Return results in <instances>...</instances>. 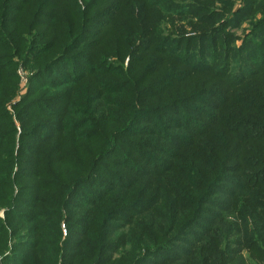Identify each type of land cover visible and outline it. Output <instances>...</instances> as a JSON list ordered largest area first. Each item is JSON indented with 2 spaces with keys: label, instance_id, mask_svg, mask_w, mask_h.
<instances>
[{
  "label": "trees",
  "instance_id": "1",
  "mask_svg": "<svg viewBox=\"0 0 264 264\" xmlns=\"http://www.w3.org/2000/svg\"><path fill=\"white\" fill-rule=\"evenodd\" d=\"M162 1L168 4L178 2ZM96 2L54 0L49 3V21L39 24L50 26L40 36L41 46H44L38 55L40 60L30 57L24 62L35 73L28 78V91L15 105V117L23 127L27 126L24 136L32 144L29 154L35 158L32 176L35 179L46 178V184L18 182L20 192L14 194L13 184L20 177L16 172L12 178L10 148H0V208L5 207V224L0 218V264H112L109 254L131 243L123 235H109L111 218L121 211L128 212L126 208L130 205L123 204L127 201L128 191L148 177L159 178L161 182L168 177L176 180L168 199L174 204L177 219L182 216L179 210L182 205L178 201L185 200L189 208L184 209H188L187 214L194 217L195 212L202 210L199 203L204 200L210 203L207 200L215 195L227 198L223 209L225 214L240 219L239 225L235 220L229 221L227 226L217 231H224L218 243L213 237L216 232L210 236L216 244L203 240L201 247L196 248L191 256L193 262L216 264L217 256L224 248L233 240L235 244H240V236L244 234L247 244L253 246L258 262L264 264V132L260 138L256 135L249 146H240L237 154L231 157L229 149L237 142L236 137L225 132L218 138L219 145L213 143L220 133V117L227 105L212 101L219 97L222 102L221 93H224L229 108L237 110L241 104L240 96L250 98L257 111L255 117L251 115L250 122L264 131V56L261 70L257 68L258 77L240 86L239 81L233 83L232 79L239 74V70L241 76L249 74L250 62L246 61L250 58L249 45L245 48V61L235 63L234 59L228 60L233 49L225 41L221 43L222 54L209 55L207 46L217 48L216 32L210 34L209 44L206 42L201 46L200 55L194 50L192 37L183 40L168 38L165 43L160 40L159 48L163 51L155 66L157 69L150 75H144V67H125L122 62L128 52L134 58L130 45L136 35L134 31L123 29L118 39L111 34L110 41L118 44V49L109 53L102 48L96 50L99 46L95 43L97 37L93 35L91 25H104L97 23L99 16L111 13L115 0L105 2L100 9L93 11ZM153 2L132 0V8L140 14L132 23L138 32L147 26V19H156L144 15L150 12L157 16L160 5ZM193 2L195 6L200 5L196 0ZM7 10L15 12L12 24L16 33L7 31L4 36L13 45L19 46V52L29 50L33 53L32 46L36 41L32 42L31 30L37 26H26L23 19L16 17L21 14L17 0H0V12ZM5 28L1 27L2 30ZM154 48L152 45L142 48L138 62L146 63ZM88 51L91 53L85 58ZM74 52H81L80 60H87L84 63L87 64L80 70L66 65L60 72L55 71V66L61 62H70L67 57ZM221 57L223 61H220ZM103 61L102 67L110 64L104 71L99 66ZM36 73L38 75L35 76ZM97 75L106 78L101 79ZM40 79L45 81L43 86L47 88L42 89V95H36L37 90L32 85ZM6 84V78L0 71L2 110L9 99ZM206 106H217L218 117H210ZM87 114L91 116L90 121L83 119ZM38 118L39 121H36ZM209 118L212 121L205 127ZM234 119L247 126L250 123L244 121L240 114ZM85 126L87 131L80 130ZM47 127L52 128L53 134L37 138V129ZM61 135L72 137L78 154L73 159L76 175L69 178L62 173L63 180L59 178L60 173L53 169L56 165L44 171L50 150L40 147L57 141ZM3 136L0 133V144L12 143L11 140L2 141ZM244 149L248 150V155L242 157ZM57 153L61 158L68 151L64 152L61 147ZM228 158L257 159L250 164L254 168L252 172L243 173L245 178L239 176L232 182L225 177L230 171ZM162 161L165 162L163 165ZM179 170L180 174L176 175ZM234 172L239 171L235 169ZM223 180L233 184L234 191L224 193L219 187ZM247 180H252L250 185ZM89 183H93L96 189L82 192L83 185ZM159 187L160 183H155L150 190L157 193ZM78 192L81 194L75 195ZM37 194L41 197H35ZM158 198L161 203L166 201L162 191ZM66 210H70L68 215ZM61 222H64L65 232ZM139 249L141 247L136 243L132 244L121 257L122 261L126 260L124 264H139V256L136 255ZM225 260L220 258L219 264H224Z\"/></svg>",
  "mask_w": 264,
  "mask_h": 264
},
{
  "label": "rangeland",
  "instance_id": "2",
  "mask_svg": "<svg viewBox=\"0 0 264 264\" xmlns=\"http://www.w3.org/2000/svg\"><path fill=\"white\" fill-rule=\"evenodd\" d=\"M53 1L54 0H37L34 2V0H17V4L21 8V14L16 17L23 19L26 26H37L31 30L33 35L32 42L36 41L32 46L34 49L33 53H29V50L27 52H19V49H17L19 46L13 45L11 41L4 36L7 31L16 33V28L14 24H12V21L15 19V12L11 10L0 12V71L6 78V86L9 95L8 101L4 103V110L0 108V117L3 118L0 120V133L4 135L1 138L2 141H12L11 144H0V148L3 146L10 148L11 154L9 157H11L12 160V178L16 172H18L20 177L18 181L13 184L14 194L20 192L21 187L18 189V182L46 184L44 181L46 178L35 179L32 176L35 159L29 154L31 153L30 149L32 144L27 141L24 136V130L27 126L23 127L20 120H17L15 117V112L17 111L15 105L22 100L21 97L28 91V78L35 73V71L27 65L28 63L24 62L30 57H36L40 60L38 55L44 49V46H41L43 42H41L40 36L44 29H48L50 26H39V24L49 21L51 8H48V5ZM96 1L97 6L93 11L100 9L101 5L112 0H104V2L103 0ZM153 1L155 4L158 3L160 5L156 12L157 16H154L150 12L144 13V15L147 14L148 17H155L156 19H147L149 21L147 26H144L141 32H138V28L132 23L139 18L140 14H138L136 8H132V0H115V6L112 12L106 16H99V22L97 23L104 25H91L93 35L97 37L95 43H98L99 46L96 50L102 48L106 49L109 53L118 49V44L110 41L111 34L118 39V37L122 35L123 29L132 30L136 33L134 41L130 44L134 53V58L128 52V54L123 56L122 62L125 67H144V75H150L157 69L155 68L157 61L162 57L161 52L163 50L159 48L160 40H162V43H165L168 38H179L183 40L192 37V40H194V50L197 54L199 51L200 55L201 46L206 42L209 44L210 34L216 32L214 35L216 37L215 45L217 48H214V46H207L209 55H212V53H215V56L222 54L221 43L225 41L227 45H231L233 49L228 60L234 59L236 60L235 63H242L245 61L243 57L247 54L245 48L248 45L250 46V51L248 52L250 58L246 59L247 62H250V72L249 74L244 73L243 76H241V70H239V74L232 79V82L236 83L239 81L240 86H242L258 77L259 70L257 68L260 69L262 66V57L264 56V51L262 53L260 52L264 49V0H196L200 3L199 6H195L193 0H177V3L169 4L162 0ZM79 3H81V1H79ZM98 14L100 15V13ZM1 27H6V30H2ZM114 29H116V31H113ZM149 45L155 46L156 48L149 54L146 63H139L137 59L143 53L140 52L142 51L141 49ZM81 52L69 54L67 59H71V61L61 62L60 65L55 66V71L60 72L61 68L66 65L75 70H80L81 66L87 64H84L87 60L84 62L80 60ZM89 53H91V51L86 53L85 58H87ZM220 61H223L222 57ZM103 63L104 61L100 62L99 66L102 67L101 65H103ZM109 66L110 64L108 66L104 65L102 67L103 71L108 69ZM36 75H38V73H36L35 76ZM50 76H52V74H50ZM96 77L101 79L106 78L102 75H97ZM110 77L112 78V76ZM44 83L45 81L40 79L36 85H32L35 90H37L36 95H42V89L47 88L43 86ZM221 95L223 99L222 102H220L219 97L212 100L213 103L227 105L224 114L220 117L222 120V124L219 127L220 133L214 139L213 143L219 145V142H217L218 138L225 132H227V134L229 133L232 137H236L237 142L229 149L230 156L233 157L239 151L240 146H249L250 143L254 142L253 139L256 135L260 138V135H262L264 131L255 128L250 122L251 115L253 114L255 117V113H257L255 105L252 106L250 98L240 96V108L234 110L229 108L226 95L224 93H221ZM216 107L217 106H206V111L209 113L210 117L212 115L218 117L219 112ZM259 110L260 108L258 111ZM238 114L242 115V118L245 119L244 121L247 120L250 122L248 126L246 123L241 124L240 122H236L234 118L235 115L237 116ZM90 117L91 116L87 114L83 119L90 121ZM39 119L40 118L36 121H39ZM211 121L212 118H209L205 122V127L208 126ZM10 127L12 128L11 130ZM87 129V126H85L80 130L87 131ZM235 132H237V134ZM52 134L53 130L51 127L44 129L38 128L36 131L37 138L48 137ZM71 139L72 137L70 136L61 135L58 136L57 141L45 143L40 146L44 148L47 147L46 150H50L47 153L49 161H45L44 171L56 165L57 167L53 169L57 173H60V175L62 173L66 174L69 178H72L73 174L76 175L73 168V159L78 156V154L76 153V146L72 143ZM235 145H237V147H234ZM61 147L64 152L68 151V153L60 158V154L57 153V151ZM247 149L242 151V157L248 155ZM254 159L257 158H228L227 163L230 171L225 177L232 182L239 176L242 179L245 178L246 176L242 174L252 172L254 168L250 166V164ZM164 163L165 162L162 161L161 165ZM235 169H238L239 172H234ZM179 174L180 170L176 175ZM59 178L63 180L62 175ZM174 181L176 183V180L172 177L164 178L162 182L159 178L148 177L145 178L140 185L134 186L132 190L128 191V195L126 196L127 201L123 202V204L130 205L129 207L124 206L128 207L126 208L128 212L121 211L120 214L111 218L109 235H123L131 244L127 243L123 248H120L118 252L109 254L113 259L112 264L115 262L124 264L126 260L122 261L121 257L124 252L135 243L141 247L139 252L136 253V255L139 256V264H180L184 261H186L187 264H200L193 262L191 256L196 248L201 247L203 240L207 239L211 244H216L220 239L219 237L224 232L221 230L217 233L220 228L227 226L228 222L233 220L237 221L238 225L241 223L240 219H235V216L223 212V209L226 207L227 198H224V196L217 197L216 195L211 196L209 200H207L210 203L204 202L205 200L199 203L202 205V210L195 212L194 217H190V215L187 214L188 209H184L186 207L189 208L188 203H185V200L178 201L182 205L179 207L182 216L177 219L174 204L171 199H168ZM229 181L223 180L219 186L222 187L225 191L224 193L227 194L235 189L233 184ZM247 182L250 185L252 180H247ZM155 183H160L157 193L150 190V187ZM93 189H96L93 183H89L83 185L81 191L85 193ZM161 191L166 198V201L163 203H161V200L158 198L159 192ZM41 194H37L35 197L39 198ZM79 194L81 193L78 192L75 195ZM24 198L27 199V197ZM52 199H55V197L52 196ZM232 199H234V197ZM143 201L145 204H142ZM240 205L239 203V206ZM175 209L177 210V208ZM4 210L5 207L0 208V218L5 224ZM65 213L68 215L70 210H66ZM261 215L263 217V214ZM193 220L194 224L189 225ZM61 223L63 232H65L64 222ZM215 232L217 235L213 236L212 234ZM243 235L244 234L240 236V244H235L233 240L221 253L219 252L220 254L217 256L216 264H219L220 258L226 259L224 264H260L253 246L247 244L248 239ZM210 236H213L216 242L211 240ZM108 239H111V237H108ZM235 239L238 238L236 237ZM9 242L8 245L10 246ZM209 252L210 251L207 253ZM7 253L8 251L5 252V255ZM1 258L0 256V262ZM132 258H130V260H132ZM132 263L133 262H129V264Z\"/></svg>",
  "mask_w": 264,
  "mask_h": 264
}]
</instances>
